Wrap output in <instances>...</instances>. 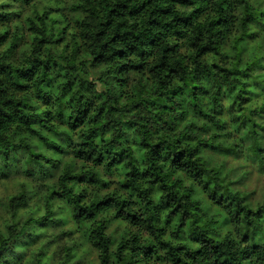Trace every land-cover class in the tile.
Returning a JSON list of instances; mask_svg holds the SVG:
<instances>
[{"label": "clouds", "instance_id": "obj_1", "mask_svg": "<svg viewBox=\"0 0 264 264\" xmlns=\"http://www.w3.org/2000/svg\"><path fill=\"white\" fill-rule=\"evenodd\" d=\"M0 264H264V0H0Z\"/></svg>", "mask_w": 264, "mask_h": 264}]
</instances>
